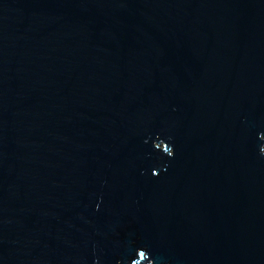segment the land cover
I'll return each instance as SVG.
<instances>
[{"label": "water", "instance_id": "1", "mask_svg": "<svg viewBox=\"0 0 264 264\" xmlns=\"http://www.w3.org/2000/svg\"><path fill=\"white\" fill-rule=\"evenodd\" d=\"M0 264H264V0H0Z\"/></svg>", "mask_w": 264, "mask_h": 264}]
</instances>
